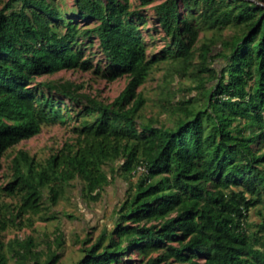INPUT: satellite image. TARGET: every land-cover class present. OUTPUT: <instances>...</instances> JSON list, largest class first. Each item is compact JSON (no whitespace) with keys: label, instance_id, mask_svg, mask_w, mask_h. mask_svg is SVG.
I'll use <instances>...</instances> for the list:
<instances>
[{"label":"trees","instance_id":"obj_1","mask_svg":"<svg viewBox=\"0 0 264 264\" xmlns=\"http://www.w3.org/2000/svg\"><path fill=\"white\" fill-rule=\"evenodd\" d=\"M62 2L0 0V166L9 149L42 126L77 123L74 140L46 160L27 151L13 158L0 211L11 220L40 215L75 181L83 198L97 203L113 182L105 167L115 173L120 164L130 178L142 166L113 227L83 242L77 264H264V5L165 0L154 14L170 41L148 58L140 30L146 15L132 0H74L71 9ZM202 30L215 37L201 50L208 75L199 94L167 100L165 122L145 118L139 87L162 62L190 66ZM95 38L106 61L95 73L128 80L112 103L80 94L71 82H38L64 70H92L85 55ZM217 59L221 69L210 66ZM13 196L14 205L1 201ZM251 211L261 220L254 229ZM19 246L18 264L59 261L57 252L43 260L31 238Z\"/></svg>","mask_w":264,"mask_h":264},{"label":"rangeland","instance_id":"obj_2","mask_svg":"<svg viewBox=\"0 0 264 264\" xmlns=\"http://www.w3.org/2000/svg\"><path fill=\"white\" fill-rule=\"evenodd\" d=\"M163 1L165 0H152L150 5L143 7L138 0H132L136 8L141 9L146 15V24L141 25L140 30L148 58L164 50L170 41L165 37L154 14V6ZM253 1L264 5L259 0ZM62 5L64 8L71 9L74 0H63ZM229 33L230 31H225L224 34ZM214 37L213 30H202L199 33L198 41L193 48V62L190 66H186V69L183 70L181 64L171 61L162 62L153 68L148 80L138 89V92L146 99V106L143 110L145 118L160 117L161 121L165 122L166 115L163 106L167 100L175 103L195 98L199 94L200 91L197 89L199 80L208 75L200 56L201 50L203 45L209 43ZM94 40L95 43L88 47L85 55V58L93 64L92 70H64L51 76L40 77L38 82H71L78 87L80 94L112 103L124 91L128 80L126 77H120L119 81H114L115 79H108L95 73L97 66H101L102 69L106 66V61L99 49L97 39ZM223 63L222 59H217L211 61L210 66L221 69ZM71 107L75 111L79 110L76 104ZM76 125L75 119L65 124L50 123L42 126L36 135L9 149L1 161L0 187L10 179L12 160L20 151H27L38 161H44L51 154L63 148L67 142L74 140L72 130ZM115 166V173H112L110 167H105L113 178V182L106 188L102 200L97 203L85 200L81 192V183L75 181L71 187L67 188L65 195L56 206H50L48 202L44 204L43 206L47 209H43L40 215L24 214L11 220L9 213L5 210L0 211V220L4 222L0 224V227L3 225V229H0V261L3 256L6 264H18L15 250L20 249V243L31 238L38 250L42 251L43 260L49 253L57 252L59 261L52 264H77L83 256V242L87 238L94 241L102 230L113 227L116 208L125 199L131 184L135 183L142 174L139 172V174L126 178L121 172L120 164ZM1 201L14 205L18 202V197H1ZM45 217H51V219L45 221L43 220ZM249 222L252 229H254L255 222H261L255 211H251ZM60 237H62V245H59Z\"/></svg>","mask_w":264,"mask_h":264},{"label":"built area","instance_id":"obj_3","mask_svg":"<svg viewBox=\"0 0 264 264\" xmlns=\"http://www.w3.org/2000/svg\"><path fill=\"white\" fill-rule=\"evenodd\" d=\"M143 171H145L144 167L141 166V167L138 168V172L143 173Z\"/></svg>","mask_w":264,"mask_h":264}]
</instances>
